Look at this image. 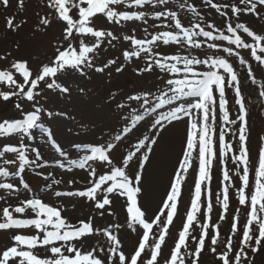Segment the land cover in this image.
Listing matches in <instances>:
<instances>
[{
    "label": "snow or ice",
    "instance_id": "snow-or-ice-1",
    "mask_svg": "<svg viewBox=\"0 0 264 264\" xmlns=\"http://www.w3.org/2000/svg\"><path fill=\"white\" fill-rule=\"evenodd\" d=\"M0 5L7 9L9 0ZM248 14L264 21V0H40L33 34L57 26L50 53L33 68L30 58L0 52V201L7 204L0 207V264H201L206 252L213 264H254L264 250V136L253 162V101L244 89L256 86L264 107V25L253 30L241 21ZM25 22L7 17L6 27L15 33ZM110 50L118 55L108 57ZM129 68L132 88L109 86ZM97 80L93 92L89 84ZM9 110L15 115H5ZM78 110L91 118L77 119ZM177 124L185 130L182 157L149 211L141 202L144 169ZM190 169L194 184L181 215ZM214 169L220 210L213 222ZM29 171L43 181L39 190L26 179ZM65 183L84 186L61 190ZM66 198L86 199L90 214L65 215ZM118 202L123 222L98 223L117 216Z\"/></svg>",
    "mask_w": 264,
    "mask_h": 264
},
{
    "label": "rangeland",
    "instance_id": "rangeland-1",
    "mask_svg": "<svg viewBox=\"0 0 264 264\" xmlns=\"http://www.w3.org/2000/svg\"><path fill=\"white\" fill-rule=\"evenodd\" d=\"M180 0H173L174 4H178ZM191 2V0H189ZM201 0H197L199 4ZM232 2L238 3V0H232ZM40 10V0H23V8L19 7V0H9V7L5 9L0 5V52L6 50H12L14 56L30 58V66L35 68L37 63L44 59L48 53L51 51V42L54 41L56 35H58V29L56 25H53L52 28L48 30L47 35H41L39 33L33 34L34 27L38 23L36 12ZM207 11V9H205ZM190 15V14H189ZM14 17L15 23L21 24L22 21H26L22 24L18 32H11L6 27V18ZM211 19L219 21V16L212 10ZM242 22H247L253 30L260 31L261 25H264V21L256 20L251 14L241 16ZM16 41L20 42V50L16 52L14 50V44ZM243 54L247 57L248 53L246 50L243 51ZM118 55L115 51H109L107 53L108 57H113ZM254 66L255 61H250ZM237 71L241 74L242 80L245 79L244 72L245 69L242 66L238 65L237 62ZM262 72L260 69H256V76L258 79L261 78ZM104 83H107L106 81ZM136 81L134 76L131 73V69H127L123 74L115 76L110 87L130 89L135 85ZM101 86V82L97 80L94 83L89 84V88L93 92H97ZM244 95L253 101L250 107V117H249V126H250V139L248 141V147L253 162L257 159L258 150L260 147V137L264 136V107L261 106V103L257 99L258 89L256 86L252 85L250 82L247 83V86L244 89ZM63 107V105H62ZM71 110V108H70ZM77 119H90L91 117L84 112L77 111ZM235 109L231 111L233 118L235 117ZM5 115L12 116L15 115L11 110H9ZM56 130L60 133L61 138L64 143L67 144L69 137L63 136L64 125L61 122H56ZM177 131L176 133H173ZM185 130L183 124H177L172 128H169L165 131L158 143L154 147V152L151 154L150 161L146 164L144 169V179H143V193L141 202L146 204L149 208V211L156 209L157 204L160 203L162 197L166 194V189L169 187V180L174 175V169L178 167V160L182 157V148L184 146ZM229 140L233 139L231 135L227 137ZM176 143V145H175ZM175 147V148H174ZM174 148V150L172 149ZM231 167V164H229ZM233 173L235 169L232 168ZM77 173V179H80V170H74ZM56 178H63L65 181L71 179V174L65 175L63 177L57 176ZM26 179L30 183L34 191L39 190L43 186V181L40 178H37L31 171L26 173ZM218 175L214 169L213 172V181L211 184L213 197L212 203L214 205L213 211V222L217 219L216 213L220 210L219 206L216 204L215 193L219 191L217 186ZM3 180V178H0ZM187 182L182 187V196L179 203V211L181 215L185 212V205L190 204L189 198V188L194 184V169L189 170V174L186 178ZM84 185L83 183H77L74 186H68L66 183L58 186L61 190H75L80 189ZM0 195H5L2 190H0ZM7 198V197H6ZM23 198V197H21ZM68 200H72L76 203V208L73 209L71 203H67ZM8 203L15 205L17 201L14 199L8 200ZM89 202L84 199L80 200L79 198H66L65 215L73 214L75 216L83 218L85 215L90 214L88 208ZM7 206L4 201H0V207ZM238 201L235 195V189H232V200L230 202L231 209L238 207ZM115 211L117 213L116 217H107L106 220H101L97 218L98 223L104 224L107 222H123V214L120 210V203L114 205ZM230 219V217H229ZM243 223V218L241 220ZM181 226L180 217H177L175 220V226L172 228V232L175 233ZM229 225L222 222V231L226 232ZM135 236L132 235L126 239V246L131 248ZM5 243V236L0 234V248L3 247ZM171 244V240L168 242ZM167 251V249H165ZM251 255V254H250ZM147 258V257H145ZM201 264H213V257L209 253H204L201 258ZM254 264H264V250L256 255Z\"/></svg>",
    "mask_w": 264,
    "mask_h": 264
},
{
    "label": "bare ground",
    "instance_id": "bare-ground-1",
    "mask_svg": "<svg viewBox=\"0 0 264 264\" xmlns=\"http://www.w3.org/2000/svg\"><path fill=\"white\" fill-rule=\"evenodd\" d=\"M173 133H176V134H177V131H175V130H174V132H173ZM175 145H176V143H175ZM174 148H175V147H174ZM174 148H172V149L174 150Z\"/></svg>",
    "mask_w": 264,
    "mask_h": 264
}]
</instances>
